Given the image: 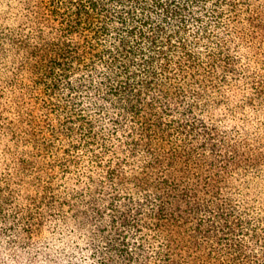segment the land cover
I'll return each instance as SVG.
<instances>
[{
    "label": "trees",
    "instance_id": "trees-1",
    "mask_svg": "<svg viewBox=\"0 0 264 264\" xmlns=\"http://www.w3.org/2000/svg\"><path fill=\"white\" fill-rule=\"evenodd\" d=\"M0 264H264V0H0Z\"/></svg>",
    "mask_w": 264,
    "mask_h": 264
}]
</instances>
